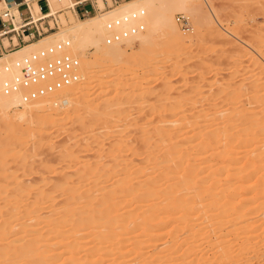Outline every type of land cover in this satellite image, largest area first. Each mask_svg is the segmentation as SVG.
Returning a JSON list of instances; mask_svg holds the SVG:
<instances>
[{"label": "rangeland", "instance_id": "obj_1", "mask_svg": "<svg viewBox=\"0 0 264 264\" xmlns=\"http://www.w3.org/2000/svg\"><path fill=\"white\" fill-rule=\"evenodd\" d=\"M139 1L130 0L127 3L135 4ZM206 1L209 2L207 7L202 8V12L212 11L216 17L218 15L217 20L219 19L222 23L221 28L214 24L215 32L213 28L204 30V33L198 31L188 14L175 12L173 20L179 35L183 29H180L175 21L176 13L186 17L190 25L189 29L194 30L193 34L188 36L187 42L167 40L164 36H160L161 31L159 32L158 27L156 28L152 23L153 17L149 20L151 22H147L149 24H142L143 29L139 32L147 36L146 40L150 41L147 45H138L135 36L117 42L113 45L112 52L107 50L104 43H99V53H96L91 41L85 43L83 51L78 46L69 45L65 51L76 56L80 62L79 80L76 84L29 103L22 102L12 109L7 107L10 111L4 107L8 112L0 107V264H30L31 262L34 264H69L70 261H73V264L86 263L83 257L88 249L93 251V248V252L99 249L100 244H95L99 239L90 244L86 231H80L78 234L70 232L72 225L68 220L66 208L69 206L81 212L78 208L81 203L73 207V200L71 202L70 199V203L67 201L68 198L62 195L61 189L69 184L68 181L78 182L80 192H87V189L91 187L88 195L92 196L93 201L82 209L91 210L95 216L102 217L113 202L118 209L116 215H124L135 206L139 207L137 213L140 215L145 210L143 202L146 199L142 196L119 193L114 196L109 194L106 199H100V193L97 190L104 188L108 192L113 191L115 187L117 188L115 182L122 180L126 182V176L127 179L133 180L130 184L126 183V186L121 185L120 188L160 178V174L164 173V168L165 172L169 168L166 172L168 173L174 167L173 163L169 164L164 161L166 154L164 155L163 150H167L169 146L176 147L177 143L179 147L176 148L182 152V157L175 163L181 165L182 162H186L182 163L185 166L187 160L191 158L192 162L190 161L189 166L200 164L202 168L208 165V161L210 165H214L215 158H218L215 156L219 148H213L217 151L208 149L205 147L206 142L204 143V139L211 130L206 127L208 124L210 127L212 122L210 120L216 118L220 112L229 113L232 108L233 110L241 108L243 112L253 115L251 118L242 119L240 124L243 126L240 125L238 130H243L244 126L263 117L264 0ZM34 5L35 3L33 4L35 9ZM40 5L44 9L45 4L40 2ZM116 5L112 8H104L102 4L103 10H97L95 16L79 18L66 10L68 5L64 0H49L50 8L63 14L61 17L57 14L59 29L13 52L37 42L44 43L52 37L61 35L65 29L73 28L76 24H85L98 15L111 12ZM81 7L91 11L89 4ZM81 7L79 8L82 9ZM64 10L69 13L64 14ZM232 41L235 44H232ZM134 53L142 58L147 57L141 61L140 57L135 58ZM115 54L124 55L125 62L128 59L129 61L134 60L132 62L134 67L130 70L124 68L115 73L104 72L101 69L102 63L109 66L116 59ZM139 58L143 64L137 63ZM12 73L15 74L16 70H12ZM86 74L89 79L82 80L80 76ZM252 84L258 85L257 98L262 97L260 104L255 100L254 102L249 100L253 95L250 91L253 88H250ZM236 91H241V93L236 95ZM252 91L255 90L252 89ZM233 96L240 97L235 99ZM162 98H167L169 102L167 99L163 101ZM257 98L256 101H259ZM62 99H66L68 105L59 108L60 105L56 104H59L58 102ZM200 111L203 112H201L203 117L198 115ZM102 112L111 114V116L101 114L104 117L99 115V120H95L98 117L93 115ZM7 114L15 117L12 122L4 118ZM230 114L229 116L236 115L233 112ZM156 126L167 133L165 134L169 146L167 143L158 144L156 132H154ZM115 129L117 131L126 129L125 136L122 137V145L118 144L120 134ZM236 131H233L229 139L237 135ZM257 131L253 129L252 134L255 136L248 139H244L242 133H239L243 143H240V147L237 148L238 154L229 159L222 170V177L219 178L220 183L216 186V191L212 192V195L219 199L227 195L226 201L219 202V206L223 202L233 201L231 202L232 208H244L243 211L240 210L242 217L235 218L238 219L235 221L236 225L238 223L237 226H246V224L248 226L255 218L261 223L264 216L262 208L254 214H248L251 210L246 206L249 198H254L256 201L253 207L262 206V204L259 194L248 195L249 193L244 190L247 187L258 189L263 185L261 181H264V150L261 149L264 139L262 132ZM106 132H109L106 136L109 139H104L103 135ZM176 136L177 138L173 141L172 138ZM116 144L122 147L119 148ZM254 150L258 151L254 152ZM247 161H253V166L261 171L256 174L250 170L244 172ZM170 165L172 168L169 167ZM216 171L219 169L215 165L213 169L198 177L197 182L205 187L210 186L212 181L210 177ZM257 179L260 182H256ZM236 187L237 192L240 191L237 195L241 194L238 198L231 190ZM162 188L163 185H160L159 191L170 189L171 186ZM82 198H85V194L84 196L82 194ZM162 202L161 197L157 199V202L152 201V204L159 206ZM206 203L208 204V201H203L204 205H207ZM201 206V202H196L188 207L195 210V213L191 210L195 217L191 212V214L186 212L189 214L188 218L182 219L179 223H184L187 219L194 220L191 223L192 228L176 231L173 242L169 237L163 238L166 236L165 232L171 230L170 225L169 228H163L166 229L162 230L163 233L160 230L164 235L154 242L156 245L153 243V246H148L149 249L142 248L144 258H146L144 260H150L152 255L160 251L161 253H158L162 254L160 263L166 262L168 261L164 254L166 251V255L174 256L170 259L172 264H182L192 260L193 257L190 258L189 255L198 254V252L200 255L203 250L202 254L205 253V256L207 254V258L204 259H207L209 264L215 262L213 258L217 255L215 242L218 238L203 240L202 237H198L194 240L196 241L194 244H192L193 240H188L191 232L197 230V225L200 224L196 216H200L203 209L205 210V206H202V209L198 208ZM219 206L216 207L218 210L213 213L215 216L219 215ZM196 209H199L201 213H196L198 212ZM154 223L151 224L155 225ZM145 228L146 231H143V228L132 226L130 228L132 233L129 232L127 235L129 238L127 243L119 242V246L117 244V248H111L108 255L103 257L96 255L87 263L114 264V260L121 255L123 258L117 264H136V253L134 254L133 250L137 248V243L141 240V242L145 241L149 236V238L159 236L157 235L159 231H155L156 234H154L153 231V233L148 232V227ZM121 235L123 236V234L119 236ZM226 240L231 242V236ZM74 244L78 245L73 248ZM232 246L233 243L230 247ZM69 251L72 254H69ZM261 260L264 262V258Z\"/></svg>", "mask_w": 264, "mask_h": 264}, {"label": "bare ground", "instance_id": "obj_2", "mask_svg": "<svg viewBox=\"0 0 264 264\" xmlns=\"http://www.w3.org/2000/svg\"><path fill=\"white\" fill-rule=\"evenodd\" d=\"M127 1H130V0H125L124 2L122 1V3L119 2L121 4L116 5V8L114 10H112L111 12H108L104 15H98L96 18L90 20L89 22L87 21V23H85V24H82V25L76 24V26H73V28L71 27L67 30L65 29L64 30L65 32H62L61 35L54 37V38L52 37L44 43H38L37 42L35 44H32L31 46H27L25 48H22V49L18 50L17 52H13L14 51L13 50V51H11L13 53L8 52L9 54L8 53L2 54L1 55L2 57L0 56L1 57L0 58V68H2L4 65L10 66V68H9L8 72H4V71L1 72L0 71V107H1V109L4 107L5 108L8 107V108L12 109L13 107L22 104V102L20 100V93L23 90H19L17 92H10V93H4L2 90V80L10 78L14 74V73H12V70H14V68L11 66L14 59L18 58L21 55L36 51L40 48L45 47L46 45L53 44L57 41L64 40V39L69 40V42H70L69 44L71 47H72V45H74V47L78 46L79 49H81V50L83 49V47L86 46L85 43H89V41H91L92 44H94L93 47H95L96 53L98 52L99 47H100V46H98V45H100L99 43H104L107 50L112 52L111 50L113 48V45H115L117 42H115V43H106L105 42V38L108 34V32L105 29V23L108 19H110L112 17L118 16L121 14L130 13V12L142 11V15H140L139 19H138L139 22L142 21V24L147 25V24H149L147 22H151L149 20L153 19V17H154V20H152V23L155 27L157 26L159 28L158 29L156 27L157 30H159V32L161 31L159 34L160 36H164L167 40L169 39L172 41H180V42L181 41L187 42L188 36L193 34L194 30L193 29H189L188 31L182 30L181 34L179 35L176 31V25H175V22L173 20V14L175 12H181L183 14L184 13L188 14V16L190 18H192L191 20L193 21V24L196 27V29H198V31H202L203 33H204V30H207L209 28L210 29L213 28V26H215L214 24H216V26L218 28L222 27L220 25L222 23L219 21V19L217 20L218 15L216 17L215 14L212 11H210V9L208 10V11H210L208 13L202 12V8L205 6L207 7V3L209 2V1L207 2L206 0H140L139 2H135V4H128ZM64 2H66V4L68 5L66 10L70 11L68 8L72 5V0H64ZM47 3L49 6V0H47ZM33 4H34V2H32V5H31L32 13H33ZM102 4H103V2L101 0H95V7L98 10H103ZM106 4L109 5V0H106ZM34 6H35L34 13H36L37 7H36V5H34ZM112 7H113V5L110 6L109 8H112ZM12 9H13V7H12ZM50 9L51 8L49 6V13L55 14V11H53L52 9L50 11ZM66 10H64V14L66 12L69 13ZM212 10H213V8H212ZM215 12H217V11L215 10ZM60 13L61 12H57L56 14H60ZM62 15L63 14H60V17ZM151 16H152V18H151ZM148 18H150V19H148ZM146 19H148V20L146 21ZM145 21H146V23H145ZM56 29H59V24H58V27ZM215 30H216V28H213V32H215ZM50 33H48V34H50ZM48 34H46V35H48ZM46 35H44V36H46ZM44 36L39 37L36 40H33L31 42H28L27 44L32 43L34 41H37V40L43 38ZM134 36L136 38V42L138 45H140V44L141 45H147L150 43V41L146 40L147 36L143 35L142 33L138 32ZM199 36H200V33H199ZM124 40H122V41H124ZM231 43L235 44L234 41H232ZM27 44H24V45H27ZM116 51L117 50H115V52ZM116 53H118V52H116ZM135 54H137V53H134V55ZM115 57H116V59H114V61L111 62V64L109 66L105 63H102L101 69L104 70V72L115 73V72H118L124 68H126L127 70H130L132 67H134L132 65V62L134 60L129 61V59H128V61L125 62L124 61L125 60L124 55L115 54ZM137 57H140V56L135 55V58H137ZM146 57H144V56H143V58L140 57L141 61L145 60ZM123 58H124V60H123ZM132 58H134V57H132ZM140 58L137 59V61H138L137 63H139V65L141 62ZM135 61H136V59H135ZM144 64H146V62ZM79 66H80V62H79ZM257 66H259V65H257ZM80 78L82 80H85V81L89 79L88 74L81 75ZM77 82H75L73 84H76ZM73 84H70L68 86H64V87L57 89L51 93H54L58 90L69 87ZM257 86L258 85H256V84L251 85L250 88L253 87L252 89L255 91H252V89L250 90L253 93V95L250 96L249 100L250 101L255 100L256 103L258 102L260 104L262 101L260 98H262V97L257 98V94H258L256 91V90H258ZM51 93H47L46 95L51 94ZM239 93H241V91L235 92L236 95H238ZM46 95H44V96H46ZM233 95H234V93H233ZM163 96H164V94H163ZM40 97H43V96H39L36 99H38ZM166 97H167V95H166ZM233 97L235 98V96H233ZM239 97L237 96L236 98H239ZM227 98H228V96H227ZM230 98H232V97H230ZM256 98L259 99V101L258 100L256 101ZM36 99H34V100H36ZM162 99L164 101L167 98H162ZM34 100H31V101H34ZM31 101L23 102V103H29ZM167 101H168V99H167ZM263 101H262V103H264ZM232 102H233V100H232ZM58 103L59 104H56V105L57 106L60 105L59 108L65 107L68 105V101L66 99H62ZM165 103H166V101H165ZM162 104L163 103H161V105ZM170 105H172V103H170ZM233 105H234V103H233ZM262 106H263V104H262ZM165 107H167V105ZM229 107H231V106H229ZM5 108L2 110L7 111L8 108L7 109H5ZM10 109H8V110L10 111ZM240 109L241 108L237 109V110H239L238 112L236 109L233 110V108L229 110V113L220 112V113H218L216 118L214 117L212 120H210V122L212 121L211 122L212 125L210 124V127L208 126L209 124L207 123L208 125L206 127H208L211 130L208 132V135L206 137L207 140L204 139L205 140L204 143L206 142V144H207V146H205V147H208V149H213L215 147L217 149L219 148L218 151H217V149H213V150L217 151V153H216L217 156H215V157H218V158H215L214 165H210V162L208 161L207 162L208 165L204 166L202 168H200V166H199L200 164H196V166H195V164H194V166L193 165L189 166V164H191V162H192L191 158H189L187 160V164L185 166H183V164L186 162H184V163L182 162L183 164L181 163V165H179L180 163H178V164L175 163L177 160H179L182 157V152L179 150V148H176V147H179L178 143L176 144V147L174 146L175 144L172 145L174 147L169 146V143H167L168 140L166 139L167 133L164 132V130H161L160 127L158 128L156 126L154 129L156 131H154V132H156L155 136L157 137V141L159 142L158 144L167 143L168 146L170 147V148H167V150H163L164 155L166 154L164 156L166 158V160H164V161L169 163V164L173 163L174 167L172 168V166L170 165L169 167L172 169H170L168 171V173H166V172L169 168L166 167L167 168L166 172H165V168H164V173L160 174V176L163 178L160 177L157 179H151V180L146 181L145 183L143 182V184L137 183L138 185L137 184L134 185V183H133L132 185H134V186L131 185L132 186L131 189H130L131 186L120 188L121 185L126 186V183L130 184L132 182L133 179H129V178L127 179V176H126L125 177L126 182L124 180L115 182V185L117 186V188L115 187L113 189V191L108 192L104 188L97 190V192L100 193L99 194L100 199H102V198L106 199L109 194L111 196H114V195H117L119 193H124V194H128L131 196H134V195L140 196V197L142 196L143 198L146 199L143 202L145 204V210H143L140 215H138L139 213H137L139 210V207H137V206L130 208V210L124 215H116L118 213L117 212L118 209L116 207V204L113 202L112 204L109 205L110 207L106 210V213L102 217L95 216L91 210H89V211L83 210L84 209L83 207L89 206V203H91V201H93L92 196L88 195L91 187L89 190L87 189V192L86 191L80 192L81 189L79 188L80 186H78V184H77L78 182L77 183L72 182L73 180L71 182L68 181L69 184L67 183L68 185L66 187L63 186L64 188L61 189L62 195H64V197L66 196L68 198V200L66 199L67 201H69L71 199V202H72V200H73V203H72L73 207H74V205L81 203V204H79V207H78L81 210V212H77L74 208H70L69 206L66 208V210H67L66 213L69 216L68 220H69L70 224L72 225V229L70 230V232H73L74 234H78L80 231H86L87 232L86 235H87V238H89L88 241L90 244L93 243V241H96L97 239H99L97 242H95V244H97V245L100 244V245H98L99 249H95V250H97L95 252H93L94 251L93 248H92L93 251L88 249L85 256L83 257V259L86 260V263L87 262L89 263V261H91L94 257H96V255H99L101 257L108 255V253H110L111 248L113 249V248H117L119 246V244H118L119 242H123V243L126 242L127 243L129 241V238L127 237V235L129 234V232H131L130 228L133 226V228L134 227H136V228L139 227V229L143 228L142 229L143 231L145 229H147L145 227H148V229H149L148 232L149 231L151 233L154 232V234H156V232L159 231V233L157 232V235H159V236H155V237L152 236L151 238H149L150 237L149 236L145 241L143 240V242H141L142 241L141 240L140 242L137 243V248H136L137 250L136 249L133 250L134 254L136 253V257L134 256L135 260H136L135 261L136 264H172V261L170 259L174 258V256H172L171 254L166 255V251H165V253L163 252L165 254V256H167V259H168V261H166V262L160 263V261L162 262V259L160 256L162 254H158V253H161L160 251L157 254L152 255L150 260H148V261L144 260L146 258H144L145 255L142 251V248L145 249V247H147L149 249L148 246H150V245L153 246V243L158 241L157 239L164 235V234L162 235V233H163L162 230H164L163 228H166V227L169 228L171 226L170 227L171 230L165 232L166 236H163V238L165 237L164 239H166V237H169L171 241L175 240V238H174L175 234L174 233H176V231L183 229V228L184 229L192 228L191 223L194 222V220L187 219V220H185L184 223H179V221H181L182 219L188 218L187 215L191 214L192 212L195 213V210L193 208L189 209L188 207H190L191 205H193L196 202H201L202 206L203 207L205 206L204 207L205 210L203 209L202 214H200L201 211H199V209H202V206L198 207L199 209H196V210H198V212H196V213L200 212L199 213L200 216H198V217L196 216V220L198 221V224L199 223L200 224L197 225V228H196L197 230L191 232L188 240L189 239L193 240L192 244H194V243H196V241H194V240L198 237H202L201 239H203V240H210L213 237L218 238L217 239L218 243L215 242L216 243V249H217V255L215 258H213V259H215V262L210 263V264H215V263L216 264H264V262H262V260H261L264 258V257H262V256H264V216L262 217L263 220L261 221V223H260V221L257 220V218H255V219H253V221L251 220V223L248 224V226L246 223H245L246 226L245 225L237 226L238 223L236 225L235 221L238 219H235V218H239L240 216L242 217L241 211H243L244 208H239V207L238 208H232L233 205L231 202H233V201L230 202L231 204L223 202V204H221V206H219L218 205L219 202H221L223 200L226 201L227 195H224L221 199H219V197L217 198L215 195L214 196L212 195L216 191V186L220 183L219 178L222 175L223 168L227 165V162L229 161L230 158L235 157L238 154L237 148L240 147V143L241 144L243 143V139H241L239 137L240 136L239 133H242V136H244V139H246V138L248 139L250 137L255 136V134H252V130L254 129L257 131V129H258L257 132L258 133L262 132V135H263L262 138L264 139V115H262L263 117H260L261 119L259 118L255 122H252V123L244 126V128H242L243 130H241V129L238 130L240 125H242V124H240V122H242V119H245V118L248 119V117L251 118L253 116V115H250L252 113L248 114L246 112H243V110H240ZM165 110H167V109H165ZM170 112L172 113L173 111L171 110ZM201 112L202 111H200V113H198V115L200 117L203 115L202 113L204 112V110L202 113ZM232 112L236 113V115L232 114V116H229V115H231L230 113H232ZM167 113H169V112H167ZM101 114H104L106 116H109V115L111 116V114L102 112V113H98L96 115H93L95 117H98V119L97 118L96 119L93 118V119L99 120V115H101ZM164 114H166V113L164 112ZM101 116L104 117L103 115H101ZM106 116H105V118H106ZM204 116H206V115L204 114ZM4 118H6V120L12 122V120L15 117L14 116L12 117V115L7 114V115H5ZM195 118H197V117H195ZM158 120H160V119H158ZM158 120H156L157 123H159ZM105 121H106V119H105ZM213 121H215V122H213ZM106 123L107 122H105V124ZM125 130L126 129L120 130V131L116 130V132H119V134H120V137H118L119 139L117 140L118 144H120V145H122V143H123L122 137L125 136ZM235 130H237L236 132H238L237 135L235 137H232L229 139V137L233 134V131H235ZM106 131H108V130L106 129ZM116 132H114V133H116ZM110 134H113V133H110ZM108 135H109V132L108 133L106 132L103 135L105 137L104 139H109L106 137ZM120 138H121V140H120ZM174 138H177V136L172 138L173 141H174ZM119 140H120V143H119ZM201 141H203V140H201ZM118 144H116L117 147L119 146V148H121L122 146H120ZM163 146H165V145H163ZM261 149L264 150V145L262 146ZM213 150H211V152H215ZM257 151L258 150H254V152H257ZM253 163H254L253 161H249V162L247 161L246 166L244 167L243 171L247 172L250 170L255 174L257 172L259 173V171H261V170L254 167ZM215 165H216V167H218L219 171H216V173L211 175L210 179L212 181H211L210 186L205 187L204 185L202 186V184L197 182V179H199L198 177H200L206 171L213 169L215 167ZM112 167H114V166L112 165ZM169 172H171V173H169ZM163 175H165V176H163ZM170 175H172V176L170 177ZM75 180H77V179H75ZM256 182H260V180L257 179ZM119 183H121V184H119ZM261 183H263V185H264V181H261ZM160 185L161 186L163 185V188L165 186L170 185L171 188L170 189H163L162 188L163 190L159 191ZM263 185L260 186L258 189L257 188H249V187L244 188L243 187L244 190L247 193H249L248 195L259 194L260 195L259 196L260 203L262 204V206L256 205L257 207L256 206L253 207V205L255 204L256 201H254V198H249V202H247L246 206L249 207V209H251V210H249L250 212H248V214H254L257 212L258 209L262 208L263 213L262 212L261 213L264 215V186ZM25 188H26V186H25ZM25 188H23V189H25ZM231 190L233 193H235V196L237 198L240 197L239 195H241V194L237 195L240 192V191L237 192V190H238L237 187L234 189H231ZM138 193H139V195H138ZM82 194H83V196L85 194V198H82ZM86 195H88V196H86ZM79 196L81 198H79ZM161 197L163 198V202L159 205L161 208L160 209L159 206H157L156 204H154V203L152 204V201L155 200L157 202V199H159ZM112 200H114V199H112ZM114 201H116V200H114ZM203 201L204 202L208 201V204L206 203L207 205H204ZM217 206L220 207V212H219V215L215 216L213 213H215L218 210L216 208ZM191 210H192V212H191ZM76 212L78 214H76ZM186 212H188L189 214ZM194 213H192L193 216L195 215ZM135 217H140V218L137 219ZM233 219H235V220H233ZM241 220H242V218H241ZM257 221L259 223H257ZM154 222H156V223H154ZM151 223H154L155 225H152ZM242 224H244V223L242 222ZM23 226L25 227L26 225H23ZM200 226H202V227H200ZM250 226L252 228H249ZM142 230H140V231H142ZM160 230L162 233L160 232ZM120 234H123V236L121 235V237H120L119 236ZM143 234H144V232H143ZM230 236H231V242H228L226 239H228ZM232 243H233V246L231 248L230 245ZM95 244H94V246H95ZM117 244H118V246H117ZM77 245L78 244H74L73 248L76 247ZM154 245H156V244L154 243ZM7 248L9 249L10 247H7ZM89 251H91V252H89ZM202 252H204V251L202 250ZM202 252H200V255H199V252H198V254L189 255L190 258L193 257L192 260H190L189 262H185V263L183 262V263L184 264H201L203 262V264H209L208 260L204 259L205 257L207 258V254L205 256V253L202 254ZM68 253L72 254L70 251ZM215 253L216 252H214V254ZM121 258H123V256H121V255L118 256V258L116 260H114L115 263L114 262L113 263L117 264V262L120 261ZM86 263H83V264H86ZM32 264H34V262ZM69 264H73V261H70ZM90 264H91V262H90ZM93 264H96V262Z\"/></svg>", "mask_w": 264, "mask_h": 264}, {"label": "built area", "instance_id": "obj_3", "mask_svg": "<svg viewBox=\"0 0 264 264\" xmlns=\"http://www.w3.org/2000/svg\"><path fill=\"white\" fill-rule=\"evenodd\" d=\"M101 1L104 8H109L125 0H109V5L106 0ZM32 2L37 7L36 13H32ZM40 2L45 4L44 9ZM84 4H89L91 11L82 8ZM68 9L79 18L95 14L98 10L95 0H72ZM57 12L49 13L47 0H0V56L55 30L58 27ZM140 15L142 11L108 19L105 23L108 32L105 42H120L142 31L143 25L138 21ZM174 17L180 29L189 30L186 17L180 13H176ZM69 45L68 39L60 40L14 59L11 66L16 73L2 80L3 92L23 90L20 100L28 102L77 82L79 60L65 51ZM9 68L10 66L4 65L0 71L8 72Z\"/></svg>", "mask_w": 264, "mask_h": 264}, {"label": "crops", "instance_id": "obj_4", "mask_svg": "<svg viewBox=\"0 0 264 264\" xmlns=\"http://www.w3.org/2000/svg\"><path fill=\"white\" fill-rule=\"evenodd\" d=\"M33 13H34V7H33ZM96 13H97V11H96ZM96 13H95V14H89L88 16H85V17H83V18H88V17L95 16V15H96Z\"/></svg>", "mask_w": 264, "mask_h": 264}]
</instances>
